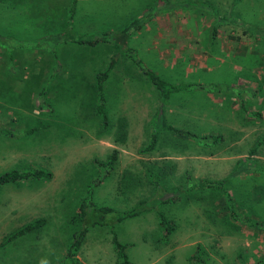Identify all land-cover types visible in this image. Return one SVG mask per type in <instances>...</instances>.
<instances>
[{
    "label": "rangeland",
    "instance_id": "374dc122",
    "mask_svg": "<svg viewBox=\"0 0 264 264\" xmlns=\"http://www.w3.org/2000/svg\"><path fill=\"white\" fill-rule=\"evenodd\" d=\"M176 13L186 26L199 20L202 43L215 24L214 44L234 51L185 78L180 59L148 58L163 86L190 84L160 107L139 65ZM135 27L139 38L128 39ZM121 35L131 50L117 48ZM34 168L52 175L0 183V264H71L66 249L83 226L79 264H120L112 234L132 264H264V226L231 219L222 192L264 223V0H0V172ZM132 208L141 210L113 220Z\"/></svg>",
    "mask_w": 264,
    "mask_h": 264
},
{
    "label": "trees",
    "instance_id": "16d2710c",
    "mask_svg": "<svg viewBox=\"0 0 264 264\" xmlns=\"http://www.w3.org/2000/svg\"><path fill=\"white\" fill-rule=\"evenodd\" d=\"M214 28H215V26H214ZM126 31H128V29H126ZM212 33L213 34L215 33V29H214V31L212 30ZM101 39H103V38H101ZM86 40H87V42H95L97 40V38H94V40H92L90 38H87ZM79 41H83V40H79ZM127 49L128 48L125 46V50H127ZM131 60L134 63H136L137 65L139 64L138 60H135L134 58H131ZM112 64H113V59L111 58L108 61V67L106 69L96 73V79L98 80V85H97L98 88H100L102 86V82H103L102 80L105 79V77H106L108 71L110 70ZM139 66H140L139 68L142 70V72L144 74H146L147 77L151 81H154L158 85L157 88L160 91V102L162 104L165 102V99L167 98L168 93L170 91L186 88V87H188L190 85L189 83H187V84H181V83L180 84H174V83H171L167 87H165L163 85L166 82H164L161 79H159L154 72L149 70L147 67H144V65L143 66L139 65ZM100 110H101V106H99L97 112L99 113ZM102 117H103L102 121L105 122V119H106L105 113H104V115H102ZM162 127L163 128H168L169 130H171L173 132H177V133L181 132V133H184L185 135H192V134H189V132H187V131L184 132L181 129L174 128L170 124H162ZM1 132H4V130L1 131ZM151 136L152 137H151L150 142L147 143L146 145H144L141 148L143 151L150 150L152 148V146L154 145L155 134L153 133ZM115 155H116V149L113 148L112 151L106 157V161L107 162L114 161ZM51 175H52V173L50 171L42 170L40 168H34L32 170H27V171H21V170H18V169H10V170H6V171L0 172V183L6 182V181H13L14 182V181H17L19 179H29V178L39 180V179L50 178ZM206 182H205V184H207L208 186H212V185H217L218 183H221V180H217L216 182H214V181L212 182V181L209 180V181H206ZM222 192H223L224 196L228 197L227 202H225L224 204H225V206L227 208H229V211H230L229 215H230L231 219L239 220V218H240L248 226H251V227H256L257 225L264 226V223H261L260 220H257L255 218H244V217H241L240 214L236 211L234 203L231 200L229 193L226 190L222 191ZM84 205H85V202H84V199H82L78 203V206H77V215H78L79 219H84V214H85L84 213ZM97 209L100 210L101 212L112 211V208H110L109 206H105V205L97 206ZM140 210H141L140 208H137V209H135V208L133 209L132 208V209H129V210L116 211L115 212L116 215L113 218V220H120V219H122L124 217L134 215L137 212H139ZM43 222H44V218L37 217V218L25 223L21 227H19L16 231L12 232L7 238L9 239L12 236H14L15 234L22 233L25 230H28V229H31L33 227L39 226ZM90 223H105V222H104L103 219L102 220L93 219V220L90 221ZM86 230H87V227L83 226L78 231L74 232L72 234V237L70 238V243H69V245L67 246V249H66V255L70 259L71 264H79V260L77 258V251H78V249H79V247L81 245V242H82V239H83V236H84V233H85ZM111 241H112V244H113L114 248L116 249L117 256L121 257L120 264H132L126 258V253L124 252L125 245L120 243L116 239L114 234H112V236H111Z\"/></svg>",
    "mask_w": 264,
    "mask_h": 264
},
{
    "label": "crops",
    "instance_id": "0c3cea01",
    "mask_svg": "<svg viewBox=\"0 0 264 264\" xmlns=\"http://www.w3.org/2000/svg\"><path fill=\"white\" fill-rule=\"evenodd\" d=\"M166 16H168V15H166ZM173 16H174L173 17L174 22L172 24L165 25L163 30H159L160 29L159 23H158V25H156V27H155L156 29H158L161 32L162 31L164 32V33L159 32L156 37L161 38V36H162L165 41L163 42L162 47L155 45V44L152 45L153 49L155 50L156 53H153L152 56L149 55V57H146L145 60H142L145 67L147 65L150 66V60L148 58L154 59V57H156V59H157L156 61H158L160 65H163V66L171 65V67L175 66L177 63V60L180 59V63L182 64L180 71L182 74V78H185V75L190 74L189 72L192 71V69L195 70L197 67H199V69H207L208 68L207 60L211 59L210 61H212L213 63L214 62L219 63L222 61V57L225 54H228L229 51H234L233 47L228 45L229 43H227V42L225 44L226 46H228L227 49L223 48L225 50L218 49V46H216L214 44L213 40H214V37L216 34L215 33L213 34L212 30L214 31V29H216V28H214L215 24L212 26V29L210 30V32L208 34L209 37H206L205 41H203V43H202V42H199V40L201 39L200 37L195 38V36L198 35L197 33H201V28H200L201 23L199 22L198 19L194 20V21H190L189 25L186 26V24L188 22L187 17H182V23H180V16L178 14L173 15ZM175 16H176V18H175ZM136 28L137 27L127 31L129 33L128 39L139 38L141 31L138 30L139 28H137V29ZM149 29H151L150 25H146L145 31H149ZM171 30H173V31H171ZM183 31H185V35H183L184 34ZM156 37L154 40H152L154 43H157ZM191 38H194V39L191 40ZM185 39L191 40V41L185 43ZM145 40H147V37H145ZM149 43L145 46L146 50H149V48H150ZM211 43H213V46H211ZM125 46L130 50L132 49V47L127 46V36L121 35L120 44L118 45L117 48H119V50L122 51L123 50L122 48H124ZM185 46L189 47L191 49V51L186 52L185 50H183V48H185ZM221 50H222V52H221ZM183 58H185L187 60H184ZM126 60L132 61L130 57H127ZM122 72L123 73L121 75H124L127 73L125 71H122ZM168 74L171 75V73H168ZM167 76L164 77L165 80H168ZM242 80H245V79L242 78ZM246 80H249V79L246 78ZM174 84H180V83H174ZM196 84H198V86H200V83L196 82ZM177 91L179 92L180 89H178ZM216 94L219 95L220 99L224 98V96L226 95V93L221 94L219 92H216L215 96H216ZM228 94H231V93H228ZM205 95L208 98H210V100H211V94L210 95L205 94ZM232 97H233V95L231 94V98ZM255 101L257 104L260 103L259 99L255 100ZM159 103H160L159 104L160 107H162L164 104V103L162 104L161 102H159ZM226 103L230 104V101L227 100ZM158 107L154 108V110L150 111V112H153L152 114H155L157 112L156 109H158ZM147 151H149V150H147ZM258 226L259 225H257L256 227H258Z\"/></svg>",
    "mask_w": 264,
    "mask_h": 264
}]
</instances>
